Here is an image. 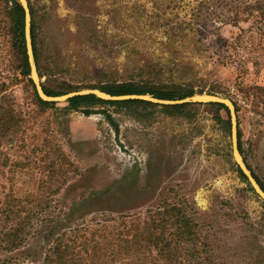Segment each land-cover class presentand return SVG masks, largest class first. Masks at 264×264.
Instances as JSON below:
<instances>
[{"label":"rangeland","instance_id":"1","mask_svg":"<svg viewBox=\"0 0 264 264\" xmlns=\"http://www.w3.org/2000/svg\"><path fill=\"white\" fill-rule=\"evenodd\" d=\"M29 1L41 40V83L77 87L71 91L133 80L229 98L240 152L264 184V15L222 19L216 0ZM4 19L0 0V73L17 105L30 111L25 145L10 151L13 160L23 158L10 177L16 195L47 177L51 159L68 161L62 166L77 171L66 170L58 198L63 205L84 199L79 212L86 217L177 202L198 221L212 222L218 240L264 246L263 201L236 170L225 107L197 103L167 113L101 103L85 115L59 102L39 111L33 83L13 66Z\"/></svg>","mask_w":264,"mask_h":264},{"label":"trees","instance_id":"2","mask_svg":"<svg viewBox=\"0 0 264 264\" xmlns=\"http://www.w3.org/2000/svg\"><path fill=\"white\" fill-rule=\"evenodd\" d=\"M1 1L6 17L4 28L10 36L13 66L32 84L24 44L23 10L17 0ZM27 1L31 14L34 59L37 69L41 70V40L35 25L37 15L31 2ZM215 4L223 9V13H216L217 7H212V12L229 21L245 19L253 12L264 15V0H216ZM14 78H10L11 82ZM8 85L0 73V264H25L33 260L38 264H264L262 244H232L218 240V231L212 222L198 221L195 213L187 214L183 205L177 202L116 215L100 211L89 217H86L89 212H79L84 199L63 205L58 198L65 185L62 176L68 169L77 171L74 167L62 166L63 162L68 161L56 162L51 159L47 164V177L40 179L33 191L16 195L12 191L10 177L14 165H22L23 158L19 153L17 156L20 159L13 160L10 151L25 145L26 135L22 126L26 113L30 111L24 112L17 105L15 96L7 91ZM89 86L111 94L151 93L169 99L192 93V90L185 92L146 86L133 80L108 81ZM42 87L48 94H60L77 88L65 82L42 83ZM32 88L34 103L39 111L52 105V102L38 97L33 84ZM101 103L159 107L167 113L182 112L197 104H158L135 98L102 100L93 94H80L70 97L64 108L89 115L96 113L93 107ZM207 104L224 107L220 103ZM238 146L241 151L239 141ZM62 157L65 159L64 155ZM68 164L71 165V162ZM236 170L245 179L238 167ZM252 174L264 190V184L253 171ZM7 182L10 184L6 185ZM106 192L107 189L94 192L89 202L96 201ZM238 216L241 218L237 214L233 220Z\"/></svg>","mask_w":264,"mask_h":264},{"label":"water","instance_id":"3","mask_svg":"<svg viewBox=\"0 0 264 264\" xmlns=\"http://www.w3.org/2000/svg\"><path fill=\"white\" fill-rule=\"evenodd\" d=\"M23 10V34L25 52L27 57V63L29 67V78L31 79L35 92L38 97L42 100L59 103L67 102L68 99L75 95L80 94H93L102 100H123L128 98L142 99L158 104H180V103H220L223 104L227 110L228 121H229V134H230V145L232 159L239 168L241 173L244 175L246 181L254 191V193L264 202V190L252 174V171L247 166L238 146V121L234 103L226 97L219 96L212 93H194L183 96L181 98H161L151 93H122V94H111L98 87L83 88L77 90L67 91L60 94H48L44 91L41 83V78L38 73L36 62L34 59L32 39H31V14L27 0H17Z\"/></svg>","mask_w":264,"mask_h":264}]
</instances>
